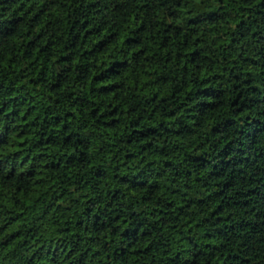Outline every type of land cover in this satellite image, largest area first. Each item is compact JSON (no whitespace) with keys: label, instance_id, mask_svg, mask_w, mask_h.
<instances>
[{"label":"trees","instance_id":"16d2710c","mask_svg":"<svg viewBox=\"0 0 264 264\" xmlns=\"http://www.w3.org/2000/svg\"><path fill=\"white\" fill-rule=\"evenodd\" d=\"M0 264H264V0H0Z\"/></svg>","mask_w":264,"mask_h":264}]
</instances>
